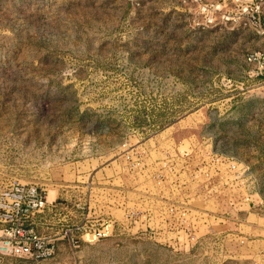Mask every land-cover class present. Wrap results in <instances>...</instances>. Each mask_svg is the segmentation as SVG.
Wrapping results in <instances>:
<instances>
[{
	"label": "rangeland",
	"instance_id": "obj_1",
	"mask_svg": "<svg viewBox=\"0 0 264 264\" xmlns=\"http://www.w3.org/2000/svg\"><path fill=\"white\" fill-rule=\"evenodd\" d=\"M263 42L191 0H0V180L44 187L40 233L113 223L0 264H264Z\"/></svg>",
	"mask_w": 264,
	"mask_h": 264
},
{
	"label": "built area",
	"instance_id": "obj_2",
	"mask_svg": "<svg viewBox=\"0 0 264 264\" xmlns=\"http://www.w3.org/2000/svg\"><path fill=\"white\" fill-rule=\"evenodd\" d=\"M205 24L244 23L264 41V0H191ZM245 76L264 80V47L247 53ZM224 78V76L222 77ZM228 81L234 83L231 78ZM242 84L243 82L240 81ZM53 205L44 187L34 181L0 180V256L42 259L53 255L57 239L77 245L81 239L95 241L111 232L113 223L103 220L97 228L81 233L64 229L58 234H43L33 225V218Z\"/></svg>",
	"mask_w": 264,
	"mask_h": 264
},
{
	"label": "crops",
	"instance_id": "obj_3",
	"mask_svg": "<svg viewBox=\"0 0 264 264\" xmlns=\"http://www.w3.org/2000/svg\"><path fill=\"white\" fill-rule=\"evenodd\" d=\"M264 43V42H263ZM264 47V46H263Z\"/></svg>",
	"mask_w": 264,
	"mask_h": 264
}]
</instances>
